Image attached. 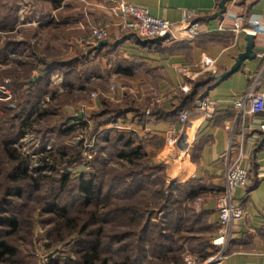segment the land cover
I'll return each mask as SVG.
<instances>
[{
	"label": "crops",
	"instance_id": "crops-1",
	"mask_svg": "<svg viewBox=\"0 0 264 264\" xmlns=\"http://www.w3.org/2000/svg\"><path fill=\"white\" fill-rule=\"evenodd\" d=\"M125 1L176 25H185L188 21L198 23L200 33L193 39H175L144 47L134 38L122 39L126 33L118 31L116 16L109 10L115 7L114 0L1 1L0 7L13 6L17 10L14 19L8 21L12 28L0 30V86H5L14 100L31 93V97L39 96L41 104L53 85L64 88L66 67L58 64L79 57L77 49L70 52V42L77 35L89 32L92 26L110 25L108 45L120 42L111 56L108 49L93 54L87 63L79 64L78 70L97 62L91 67L103 73L100 83L124 82L116 87L117 94H108L110 100L119 102L124 97V103L130 98L142 110L149 104L165 109L163 118L151 117L143 126L134 121L136 117L132 113L126 116L125 122L136 126L137 136L149 139L150 150L163 152L168 140L173 142L176 138L174 132L187 136L195 133L186 153L179 154L173 148V165L169 170L170 185L179 201L173 206L172 214L182 220L178 230L185 224L186 231H190L184 247L202 260L222 248L214 243L220 228L217 200L225 189L227 154L231 149L232 159L242 153L241 166L248 171V182L233 190L243 215L234 222L233 239L226 247L225 259L218 264H264V130L260 129L264 125V98L250 103L244 116L235 107V102L252 85L257 93L264 94V0H232L226 4L224 14H221L222 0ZM3 20L7 22L1 16L0 23ZM54 32L53 39L66 42H57L59 55L72 54V57L33 67L29 61L35 55L34 37L51 39L50 34ZM248 35L253 37L256 56L245 59L244 68L218 82L216 76L229 71L238 55L246 51ZM205 57L214 60L213 69L202 64ZM119 60L129 65L133 75L114 72ZM22 74L24 81L18 77ZM96 80L93 77L91 82ZM196 81L203 84L194 96ZM204 98L216 105L212 119L200 121L192 117L184 127L178 122V113L171 115L178 103H189V109L194 110ZM92 106L91 110L98 106L95 99ZM161 156L158 163L165 164L167 158Z\"/></svg>",
	"mask_w": 264,
	"mask_h": 264
},
{
	"label": "trees",
	"instance_id": "trees-1",
	"mask_svg": "<svg viewBox=\"0 0 264 264\" xmlns=\"http://www.w3.org/2000/svg\"><path fill=\"white\" fill-rule=\"evenodd\" d=\"M16 10V7L13 6L0 7V17L7 20L6 23H3L4 20L1 21L0 30L7 31L9 27L12 28L13 25H9L8 21L14 19ZM119 43L107 45L88 55H85L86 49L82 52L81 57L67 63H59L60 67H66V81L63 91H53L52 98L59 96L66 98L74 91H82L91 84L100 83L104 75L99 68L93 71L86 68L85 72L88 74L82 75V71L78 70L79 64L87 63L91 55L99 54L105 49H108V55L111 56L113 53L111 51ZM49 64L52 66V63ZM128 67L129 65L125 61L119 60L114 72L128 76L133 75V70ZM93 77L97 79L94 83L91 82ZM202 84V81L195 82L194 96L199 93ZM30 94L26 97L23 96L19 104L14 103L16 108L13 103L5 106L6 113L0 122V144L5 155L15 163L6 178L0 179V264L9 263L16 254L14 247L8 243V239L19 228L21 221L19 214H21L24 203L27 204L28 201L35 203L38 200L42 201L43 213L53 218L54 227L73 226L74 228L72 239L68 242L72 252L71 257L66 262L62 263L58 259L53 261V264H150L146 253L147 245L152 243H155L157 249L159 248V257L165 258L167 252L172 250L166 243H171V237L174 235V231L178 230L182 220L172 214L173 206L179 201L176 199L175 191L171 185L169 186V199L163 192V195H159L163 198V204L159 209L149 210L147 209L148 205L143 207V204H140L141 198H143L141 196H145L153 186L154 180L151 173L156 174L164 167L153 162L151 158L150 162L148 161L140 167V161L148 156L150 150L147 144L149 139L139 138L134 133L127 132L124 134V140L118 138L115 143L117 146L114 151L115 155L140 168L133 169L124 176L106 180L104 177L107 168L103 167L104 159L99 157L102 166L98 172L83 174L67 189L68 177L65 175L60 182L54 183L46 191L47 194L43 196V192L39 190L38 179L29 176L26 161L16 154V149L13 146L22 135L20 132L22 128L28 127L32 121L36 122L57 114L58 108L53 105L54 107H51L52 109H49L47 113L41 114L38 111L39 96L31 97ZM189 106V103L186 102L178 103L176 111H173L171 115L179 113L182 108L189 109ZM164 112H166L165 109L153 108L147 114L146 110L136 106L130 98L126 100L123 107L119 103L104 98L102 99V109L94 111L91 115L95 129L98 130L104 129L115 121L125 122L128 113H132L136 117L134 121L143 126L151 120V117L163 118ZM65 121L66 118L61 122L62 127L69 123H65ZM5 124L8 125V128L2 133L1 127ZM107 138L105 137V139ZM24 182L25 185H22ZM117 198L123 200V203H118L115 206L112 202ZM18 202H22V205L20 206ZM138 202L139 207L136 206ZM122 220L128 225L131 223H136V225L129 227V231L123 234L108 233L107 228L112 223L116 224ZM129 249L132 252L135 251V255L134 253L130 255Z\"/></svg>",
	"mask_w": 264,
	"mask_h": 264
},
{
	"label": "rangeland",
	"instance_id": "rangeland-1",
	"mask_svg": "<svg viewBox=\"0 0 264 264\" xmlns=\"http://www.w3.org/2000/svg\"><path fill=\"white\" fill-rule=\"evenodd\" d=\"M1 1L5 0H0V2ZM109 10H112L113 15L116 16L113 8ZM115 20L116 26L120 19L116 16ZM96 28L100 27L92 26L89 32ZM87 33L77 35L73 42L75 43L76 39L87 35ZM25 35H29V32H26ZM50 35H52L50 36L51 39H40L38 36L34 37L32 50L35 55L32 60L29 61L33 67L42 62L65 61L72 57V54L59 55L57 50H59L60 45H57V42H61V40L53 39L55 32ZM109 37L110 30L108 39ZM73 42H70V46L72 45V50L70 52L74 53L77 49V51H79V57H81V53L84 50L90 48H80L73 44ZM64 43L66 42H63V44ZM95 64L97 65V62ZM95 64L94 66L90 65L88 70L93 71L95 68L92 67H95ZM81 74L88 73L82 70ZM4 75V77L7 76L6 73ZM19 76L20 80H26L23 74L18 75V77ZM63 80H66V77H64ZM121 84V82H114L113 84L108 83L106 85L104 83H94L82 91H74L68 94L66 98L64 96L63 98L60 96L52 98L51 93H53V91H63V89L53 85L48 90L49 94H46L38 111H40L41 114L47 113L49 109H52L51 107L57 106L58 113L50 117L42 118L36 122L32 121L28 127L20 130L22 135L15 141L13 147L16 149V154L20 155L26 161V169L29 176L38 179V184H40L39 190L43 192V196L47 194L46 191L53 186L54 183L60 182L65 175L68 177L67 189V187L70 188L72 182L78 180L83 174H88L93 171L98 172L102 166L99 157L104 159L103 167L107 168L104 179L108 180L113 177L124 176V174L131 172L133 169L136 170L144 166L146 162H150V158L153 162L158 163L159 161L157 159H160L161 154V158L163 156L167 158L165 164H160L164 167L157 171L156 174L150 172L154 180L153 186L146 192L145 196H141L143 198L139 197L142 199L141 202H139L143 204V207L148 205L147 209L149 210H157V208L159 209L163 204V198L159 197L162 192L167 199H169V186L172 177V173L169 172V170L173 165V162H171L173 156L171 157V154L174 153L172 151L174 148L172 140H168L167 147L165 146L164 151L161 153L149 150L148 156L140 161V167H138L127 162L124 158H119L115 155L116 152H114L115 147H117L115 144L118 141L117 139L120 138L124 140V134L127 132L137 135L136 132H134L135 130L130 131L114 128L112 124L116 121L110 123L109 126H106L104 129H95L93 116L91 114L94 111L101 110L102 99H109L108 94L110 92L111 96L115 94L117 92L116 87ZM122 85H124V82ZM94 99L97 101L98 106L91 110ZM19 101V98L14 100L12 95L10 99L0 101V122L2 121V116L6 113L5 106L10 103L14 104L15 102L19 104ZM115 103H119L123 107L124 97L121 101ZM143 104L145 105L146 102ZM143 104L141 105L143 106ZM66 108H69L70 111H65ZM152 109L153 106L149 104L148 107L145 108L146 113H150ZM65 118V123H69L65 127H62L61 122H63ZM135 127L136 126H134V129ZM1 128V132L3 133V131L8 128V125L5 124ZM105 137L108 138L105 139ZM147 144L150 145L149 143ZM176 155L179 156L178 153ZM13 165H15V163L5 155L0 144L1 180L6 178V175L12 169ZM22 185H25V182ZM139 202L136 204L137 207H139ZM112 203L116 206L118 203H123V200L117 198L116 201ZM18 204L21 206L22 202H18ZM41 205V200L35 203L32 201H28L27 204L24 203L21 214H19L21 220L19 228L15 234L8 239V243L11 247H14L16 254L12 258V261L5 264H53V261L55 262L58 259L63 263L71 257L72 252L70 251L68 242L72 239L73 226L54 227L53 218L43 213ZM135 225L136 223L128 225V223L126 224V222L122 220L116 222V224L112 223L107 230L110 234H123L129 231V227H135ZM189 233L190 231H186L185 224L179 230L174 231V235L171 237V243H166L172 250L167 252L165 258L162 257L163 260L158 255L160 251L159 248L157 249L155 246V243L148 244L146 257L149 263L202 264L209 256H207L205 260L199 259L189 248L184 247L186 245L185 243L188 242L186 237ZM128 251L130 255L133 253L135 255V251L132 252L131 249Z\"/></svg>",
	"mask_w": 264,
	"mask_h": 264
},
{
	"label": "built area",
	"instance_id": "built-area-1",
	"mask_svg": "<svg viewBox=\"0 0 264 264\" xmlns=\"http://www.w3.org/2000/svg\"><path fill=\"white\" fill-rule=\"evenodd\" d=\"M114 12L119 17L117 28L120 33L136 32L142 38H154L157 36L170 35V40L177 39H193L200 33V25L195 22L188 21L185 25H176L161 18L152 16L149 11L138 5L126 2L125 0H114ZM264 18V7H263ZM109 26H103L90 30L87 35L79 37L75 41V45L80 48H89L100 40L108 39ZM263 55V54H262ZM202 64L206 68L213 69L214 60L210 57L202 59ZM11 93L5 86H0V101L10 99ZM263 93H257L255 85H252L249 90L235 102V107L239 115H246L247 107L250 103L257 99H263ZM216 105L207 98L198 101L197 107L194 110L182 108L178 113V122L181 126H186L192 117L200 121L212 119L215 116ZM116 121L113 127L117 129H124L134 131V125L130 122ZM261 130H264V125H261ZM174 149L179 154H184L188 151L191 143L194 141V135L187 136L186 133L177 135L174 132ZM242 153L237 158H231V149L227 154V165L225 172V189L218 197L217 209L219 211V237L214 240L216 245L221 246V250L209 256L206 263L202 264H218L225 259V250L228 244L233 239V225L234 222L239 220L243 215V209L240 203H237L233 197V190L244 186L248 182V171L241 166Z\"/></svg>",
	"mask_w": 264,
	"mask_h": 264
},
{
	"label": "water",
	"instance_id": "water-1",
	"mask_svg": "<svg viewBox=\"0 0 264 264\" xmlns=\"http://www.w3.org/2000/svg\"><path fill=\"white\" fill-rule=\"evenodd\" d=\"M232 0H222L220 6H221V14H224L226 11V4ZM126 38H134L140 45L146 47L151 45H162L163 42L167 41L170 38L169 34H166L164 36H157L154 38H142L140 37L136 32H129L126 33L122 39ZM248 46L246 48V51L240 55H238L236 59L235 65L227 72L223 73L222 75L216 76L218 82L222 80L223 78L227 77L228 75L236 72L239 68H244V61L245 59H253L256 56V53L253 50V37L248 35ZM114 44V43H112ZM108 45V40H100L95 45L90 47L85 55L90 54L92 51L100 50L101 48H104Z\"/></svg>",
	"mask_w": 264,
	"mask_h": 264
}]
</instances>
